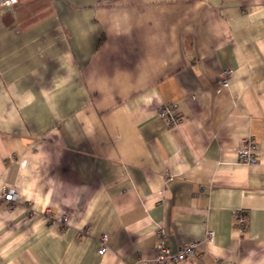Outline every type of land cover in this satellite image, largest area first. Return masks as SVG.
<instances>
[{
	"label": "crops",
	"instance_id": "0c3cea01",
	"mask_svg": "<svg viewBox=\"0 0 264 264\" xmlns=\"http://www.w3.org/2000/svg\"><path fill=\"white\" fill-rule=\"evenodd\" d=\"M167 102L178 125L157 115ZM247 137L256 163L237 157ZM10 187L0 264L152 261L158 226L171 249L200 242L180 264H264V0L0 7V196Z\"/></svg>",
	"mask_w": 264,
	"mask_h": 264
},
{
	"label": "built area",
	"instance_id": "2783aa9c",
	"mask_svg": "<svg viewBox=\"0 0 264 264\" xmlns=\"http://www.w3.org/2000/svg\"><path fill=\"white\" fill-rule=\"evenodd\" d=\"M17 0H0V7L9 6L16 3ZM232 73L231 68H225L221 71L219 79V87L226 86L228 84L229 77ZM157 115L164 119L168 125H178L182 121V116L179 113V107L176 102H167L161 105L157 110ZM237 157L240 162L244 164H252L258 161V155L255 150V142L251 137L244 138L240 141L237 149ZM17 192L14 188H7L2 191L0 196V202L6 201L8 204H12L13 201L17 199ZM235 225L244 231L246 228V222L248 215L244 209H234L233 210ZM61 224V223H60ZM62 224V228H63ZM210 234V233H208ZM156 250L157 254L152 259L148 261L147 259L140 258L134 264H180L182 261L190 256L195 255L201 250L199 241H189L178 246L176 249H171L165 240V234L162 227H157L156 229ZM107 234L102 233L100 235V246L98 248V253L103 254L107 250Z\"/></svg>",
	"mask_w": 264,
	"mask_h": 264
}]
</instances>
